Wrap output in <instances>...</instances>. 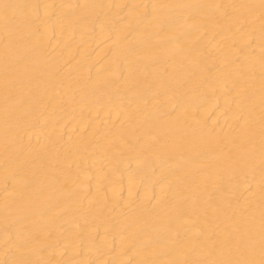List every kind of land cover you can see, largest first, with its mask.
<instances>
[{
	"label": "bare ground",
	"instance_id": "obj_1",
	"mask_svg": "<svg viewBox=\"0 0 264 264\" xmlns=\"http://www.w3.org/2000/svg\"><path fill=\"white\" fill-rule=\"evenodd\" d=\"M0 264H264V0H0Z\"/></svg>",
	"mask_w": 264,
	"mask_h": 264
}]
</instances>
